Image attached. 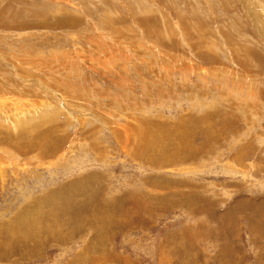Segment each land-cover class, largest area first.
<instances>
[{
  "label": "rangeland",
  "instance_id": "rangeland-1",
  "mask_svg": "<svg viewBox=\"0 0 264 264\" xmlns=\"http://www.w3.org/2000/svg\"><path fill=\"white\" fill-rule=\"evenodd\" d=\"M0 264H264V0H0Z\"/></svg>",
  "mask_w": 264,
  "mask_h": 264
}]
</instances>
